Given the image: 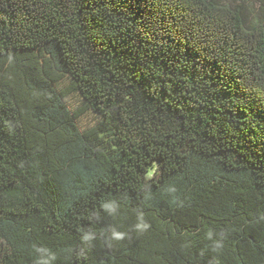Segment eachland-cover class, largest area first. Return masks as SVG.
I'll return each instance as SVG.
<instances>
[{"label":"trees","instance_id":"16d2710c","mask_svg":"<svg viewBox=\"0 0 264 264\" xmlns=\"http://www.w3.org/2000/svg\"><path fill=\"white\" fill-rule=\"evenodd\" d=\"M0 264H264V0H0Z\"/></svg>","mask_w":264,"mask_h":264},{"label":"rangeland","instance_id":"374dc122","mask_svg":"<svg viewBox=\"0 0 264 264\" xmlns=\"http://www.w3.org/2000/svg\"><path fill=\"white\" fill-rule=\"evenodd\" d=\"M26 59H27V63L33 64L36 68H41L43 66H46L44 56L40 53H37L36 55L30 56Z\"/></svg>","mask_w":264,"mask_h":264},{"label":"clouds","instance_id":"9594fccd","mask_svg":"<svg viewBox=\"0 0 264 264\" xmlns=\"http://www.w3.org/2000/svg\"><path fill=\"white\" fill-rule=\"evenodd\" d=\"M85 239H88V237L86 236Z\"/></svg>","mask_w":264,"mask_h":264}]
</instances>
